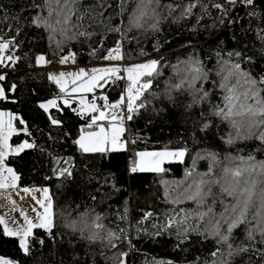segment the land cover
<instances>
[{
    "label": "trees",
    "instance_id": "obj_1",
    "mask_svg": "<svg viewBox=\"0 0 264 264\" xmlns=\"http://www.w3.org/2000/svg\"><path fill=\"white\" fill-rule=\"evenodd\" d=\"M100 2L103 9L97 0H80L75 6L79 10L63 23V16L56 12L49 16L50 7L58 9L55 0H0V37L12 41L6 53L15 59L12 66L0 65V74L6 75L1 84L6 92L16 85L14 92H7L8 99L0 100V111L18 118L14 124L18 132L9 143L17 146L26 140L34 145L17 156H8L6 165L19 177L18 189L49 190L55 223L51 235L39 228L34 230L35 236L45 242L39 244L32 239L29 254L21 251L17 239L4 236L0 230V256L14 264H211L212 260L264 264V237L257 231L253 240L246 239L247 229L254 228L255 221L233 230L229 241L233 249L248 250L233 251L231 256L227 244H218L209 233L212 216L220 217L234 202L221 190L223 183L232 180L225 170L246 167L244 162L249 156L256 163L264 162V141L253 136L228 144V136H235V130L227 120L215 115L227 106L228 93L220 86L223 62L239 64L241 71L257 81L264 78V0L240 6L228 0H160L161 7L155 14L149 10L140 28L131 27L130 19L141 0ZM190 2L197 3L192 14L177 19ZM168 4L175 11L169 13L163 7ZM216 4L222 7H214ZM37 16L47 19L55 31L34 23ZM154 23L156 28L152 27ZM114 28L120 32L112 31ZM79 32L92 35L79 36ZM118 42L123 64L157 60L159 75L141 78L143 83L151 81V87L141 96L146 106L124 122L122 139L129 141L126 148L83 153L75 139L82 128L88 130L91 115L81 114L76 101L64 107L59 101L63 92L50 80L46 64L39 68L35 61L43 55L50 66L55 53L62 51L64 56L72 54L76 67L90 71ZM193 61H199L205 78L190 87L188 70ZM236 79L233 77L231 82L234 84ZM182 81L183 87H171ZM100 83L103 87L95 88L87 99L96 100L102 108V97L107 96V103L117 102L127 82L119 72ZM196 89L208 95L194 104V93L200 94ZM52 99L57 101V107L48 112L40 107ZM53 119L60 123L52 124ZM25 127L26 132L21 130ZM165 149L187 152L179 163L167 162L163 172L131 171L136 153ZM207 154H214L215 161ZM59 158L62 163L58 168L71 167V177L52 173L51 167ZM201 177L209 182L220 181L212 184L213 195L203 205L187 199L177 202V196L192 180ZM246 179L257 182L253 200L258 204L264 175L249 176L245 172L241 181ZM209 206L213 212L201 219L199 213L207 212ZM146 213H151L150 218ZM97 216L101 218V229L94 227ZM94 232L99 233V238L88 239ZM110 232L115 233L111 243ZM217 249V256H211Z\"/></svg>",
    "mask_w": 264,
    "mask_h": 264
},
{
    "label": "snow or ice",
    "instance_id": "obj_2",
    "mask_svg": "<svg viewBox=\"0 0 264 264\" xmlns=\"http://www.w3.org/2000/svg\"><path fill=\"white\" fill-rule=\"evenodd\" d=\"M198 2V0H197ZM230 4H235L236 0H228ZM243 3L251 5L253 0H242ZM80 3V0H55L57 8H49V16H52L53 12H56L58 16H63V23H68L71 19V16L75 14V11L79 9L75 6ZM98 6L103 9L104 5L97 0ZM71 5V7H70ZM197 6L196 2H190L184 6L181 16L177 17L180 19L183 16L191 15L193 9ZM161 7L160 0H141V6L138 7L137 13L132 16L130 19L131 27L140 28L143 27L142 21L145 17L148 16L149 10L154 14L156 8ZM163 7L169 10V13L175 11L173 5H163ZM179 7V5H176ZM216 8H221L222 5H214ZM99 15H103V11L99 12ZM82 18V17H80ZM157 19V23H158ZM34 23L38 26L43 25L44 27L52 29L55 31V28L52 24L48 22L47 19H44L40 16L35 17ZM57 24L61 23L58 19ZM157 23L152 24L153 28H156ZM131 30V28H129ZM112 31L120 32L119 28H114ZM65 35L67 33L65 32ZM77 35L85 36L90 38L91 33L79 32ZM74 38V37H69ZM264 39V37H261ZM12 41H4L0 37V52L6 51ZM94 54V53H93ZM74 55V54H73ZM229 55H232L229 53ZM239 55V53H236ZM12 61L13 57L11 55L0 56V65H4V60ZM69 59L68 55L61 57V63H67ZM106 60H120L123 59L121 55V43L118 42L117 46L109 49L108 55L104 57ZM38 63H47L45 56L40 55L37 57ZM157 60H150L146 63L134 64L125 69L128 73V79L131 81L127 89V96H121L120 99L115 103H107V96L102 97L105 101L104 109L102 110L95 103H88L83 97L81 98L82 113H98V115L91 116V122L87 124V129H92L94 126L97 130L87 131L86 129H81V135L75 143L79 146L80 150L84 153H106L114 152L118 150H123L126 148V145L129 141L122 140L121 137L125 132L124 120L125 114L127 120L133 119V113L138 112L139 109L144 108L145 102L141 100L144 90H147L151 87V81L140 83V77L147 75L149 77L153 74L159 75L157 72L158 67ZM7 67V65H4ZM91 75L81 68L78 72L68 73V76L72 77V83L76 85L72 88V92H92L97 87H103L100 83L101 80H104L105 76L109 74H115L121 71L118 67H104V68H92ZM189 75L191 77L187 82L190 87H194V83L197 80L205 78V73L202 66L199 65V61H193L192 67H190ZM220 73L222 74L223 83L220 85L224 88L228 95L225 97L227 101L226 110L225 108H220L215 112V115L221 116L222 119L227 120L232 128L235 130V136L230 134L227 139L228 144H233L236 139H249L253 136H256L258 139L264 141V119H256L257 116L264 117V78L257 81L250 74L241 71V66L239 64L229 65L228 62H223L221 64ZM65 73H61L59 77L51 76L50 79L54 80L57 84L60 85L61 92H65V86L62 82L65 77ZM237 77L236 82L233 84L231 79ZM6 80L5 74H0V81ZM80 81V83H77ZM184 81L180 84L171 86L172 88H181L183 87ZM16 85L12 84L7 92H14ZM171 88L169 89V93ZM3 87L0 84V100L8 99V95ZM199 95H193V103H199L201 100L205 99L208 95L207 92H202L199 89L195 90ZM169 99H172L169 95ZM127 101V102H125ZM137 101H140L137 104ZM64 104H69V100L65 99ZM41 108L48 110L49 108L57 107V101L55 99L49 100L45 104L40 105ZM191 107V105H189ZM119 110V111H118ZM18 118L13 115L11 112H0V189H6L9 187H16V182L19 177L16 175L14 170L11 167L5 165V158L11 153L22 152L26 148H32L34 145L28 141H23L17 147L13 148L9 144V139L13 134H17L18 130L14 126L13 121ZM100 121H108L109 126L105 127L104 123H99ZM23 123V121H20ZM52 124H59L60 121L53 119ZM205 128L208 127L207 124L204 125ZM246 134H244V130ZM22 131H27L26 127L21 129ZM134 143V141H131ZM187 150H162L156 152H138L136 156L138 160L133 162V167L131 171H155L163 172L165 169L162 167V164L169 159L178 158L180 160L186 155ZM207 158L215 161L214 154H207ZM60 163V161H57ZM64 164H69V161H63ZM246 167H236L234 169H226V173H229L232 177L231 182H225L221 186L223 193H226L228 196L234 198V202L225 208L224 213L220 217L212 216L210 220L209 233L214 238L217 239V243L227 244L229 248L228 255L231 256L233 251H247V248L239 247L233 249L230 239H233V230L240 227L241 225H249L255 221L254 228H248L246 232V239L253 240L255 238L254 233L259 232L262 237H264V189L261 190L259 196L258 204L254 203L253 197L256 195L257 182L255 180H243L244 173L247 172L249 176L252 174L264 175V162L256 163L254 158L249 156L247 161L244 162ZM7 173V175H5ZM56 173L61 176H72L71 167L57 168ZM189 177L193 176V172L189 171ZM220 183V181H206L203 177L198 180L193 179L192 182L185 188L178 196L177 202L181 199L195 200L198 204L203 205L208 196L213 195L212 193V184ZM264 183V181H262ZM24 192H28V188L23 189ZM43 200H37V204L43 209L42 212L33 209L36 212V220L29 218L28 215L21 211V216L23 217V222H19L13 219V224L15 227H9L8 222L5 220L4 216H0V225H3V234L8 237L18 238L19 247L23 250L25 254L30 253L31 240L35 239L37 243L44 244V239L36 237L34 234V229H44L49 235L52 234V229L55 226L54 223V212L51 196L49 195V190L47 188L43 189ZM215 199V197H214ZM13 203H15L13 201ZM213 212L212 207H208L207 212H200L199 216L203 219L206 215H209ZM251 213V216H250ZM147 215H151L148 213ZM100 217L95 218L94 227L96 229L103 228V225L99 223ZM186 219V218H185ZM170 223H175L174 220H170ZM183 223V222H181ZM224 225H227L224 228ZM75 227V224L71 225ZM115 236V233H109V243H111L112 237ZM90 240H95L99 238V233L94 232L92 235L87 237ZM115 246V245H113ZM217 251L211 253V256L216 257ZM123 255H126L123 254ZM0 264H14L11 259H5L0 257ZM121 264H124L121 261ZM211 264H228L227 260H212Z\"/></svg>",
    "mask_w": 264,
    "mask_h": 264
},
{
    "label": "rangeland",
    "instance_id": "obj_3",
    "mask_svg": "<svg viewBox=\"0 0 264 264\" xmlns=\"http://www.w3.org/2000/svg\"><path fill=\"white\" fill-rule=\"evenodd\" d=\"M114 47H116V46H114ZM8 55H10V54L6 53V51L0 52V56L7 57ZM67 55L69 56V59H68L67 63L62 64L60 62L61 61V57H58L57 59L54 60L55 61V66L54 67H52L51 64L49 66V63H41L40 64V63L37 62V60L35 62H36V65L38 67L40 66L39 68L45 67L44 65L46 64V66L48 68V73L47 74L49 75V77H51V76L59 77L61 73H65L66 74L65 77H64V80L62 81L64 83V86H65L66 91L63 92V95L64 96H62L61 99H59L61 101V103L64 105V107H68L69 105H72L73 101H76L78 103L77 110L81 114H83V113L84 114H90L91 116L98 115V113H89V112H83L82 113V106H81V103H80L81 98L83 97L88 103H95L96 104V100L93 99V101L91 102V101H89L87 99L88 98L87 97V94H89V93L92 94L95 89L92 92H85V93H82V92H72V88L75 87L76 85H74L72 83V77L67 75L68 73L78 72L81 68H83L86 72H88L89 75H91V71H87L84 67H81V68L80 67H76V65L73 63V56H72V54L69 53ZM11 56L13 57V60L12 61H8L7 59L4 60V65H7V67L8 66H12L14 64L13 63L14 60H15L14 59V56L13 55H11ZM121 64H123L122 61H121V59L120 60H106V59H104V60L100 61L98 64H96L95 67H93V68H104V67H118V68H120L121 69L120 74H121V76L123 75L122 78L124 79V81L127 82L126 83V87L124 89V93H125V97H126L127 96V89L129 87V85L131 84V81L128 79V73L125 71V69L128 68V67H130V66H132V65H125V64L121 65ZM139 64H141V63H139ZM4 65H1V66L5 67ZM91 69L92 68H90V70ZM110 75H112V74H109V75L105 76L104 79H107L108 76H110ZM145 76H147V75H144V77ZM142 77L143 76L140 77V83L141 84L143 83V82H141V78ZM50 80H52V79H50ZM52 82H54L57 85L56 87L60 89V85L59 84H57L54 80H52ZM77 83H80V81H77ZM0 84H1V81H0ZM65 99H68L69 100V104H64V100ZM47 102H45V103H47ZM45 103H43V104H45ZM99 107L101 108V106H99ZM49 109H52V108H49ZM49 109L46 110V111L48 112ZM101 109L107 111V109H104V103L102 104V108ZM99 123H104L105 127H108L109 126V122L108 121H100ZM95 130H97V129L94 126L92 129H88L87 131H95ZM80 135H81V133L79 134V136L77 137V139H75V141L79 139ZM123 136H124V133H123L121 139L123 138ZM22 142L23 141H21L19 144H21ZM78 148H79V146H78ZM29 149L30 148H26L23 151H27ZM79 150H80V148H79ZM19 153H21V152H19ZM19 153H17V154H19ZM12 156H17V155H12ZM173 159L178 160V158H173ZM179 161H182V160L179 159ZM21 251H23V250H21Z\"/></svg>",
    "mask_w": 264,
    "mask_h": 264
},
{
    "label": "crops",
    "instance_id": "obj_4",
    "mask_svg": "<svg viewBox=\"0 0 264 264\" xmlns=\"http://www.w3.org/2000/svg\"><path fill=\"white\" fill-rule=\"evenodd\" d=\"M0 112H7V111H0ZM13 124H15V120L13 121ZM11 137L9 139V142L11 140ZM17 146H12V147L15 148ZM154 152H156V151H154ZM12 155H17V153L11 152L8 156H12ZM8 156L5 158V165H6V159L8 158ZM136 160H138V157ZM178 161H179V159L175 160L173 158L166 160L162 164V167L167 162L179 163ZM143 172L153 173L155 171H143ZM5 175H7V173H5ZM23 189L24 188L18 189L17 184H16V187H14V188L9 187L6 189H0V216L5 217V220L8 222L9 227H15V225L13 224V219L16 221H19L21 223L23 222V217L21 216V211L25 212L28 215V217L33 219L34 221L36 220V212H34L33 209H36L39 212L43 211V209L40 207V205L37 204V200H43L44 199V195H43V189L44 188L36 187V188L30 189L28 192H24ZM13 201L15 203H13ZM3 227H4L3 225H0V230H1L2 234H3ZM42 230H44V229H42ZM13 238L18 240V238H16V237H13Z\"/></svg>",
    "mask_w": 264,
    "mask_h": 264
},
{
    "label": "built area",
    "instance_id": "obj_5",
    "mask_svg": "<svg viewBox=\"0 0 264 264\" xmlns=\"http://www.w3.org/2000/svg\"><path fill=\"white\" fill-rule=\"evenodd\" d=\"M241 4H245V3H243L242 2V0H236V5L237 6H240ZM64 56V53L62 52V51H58V52H56L55 53V58H54V60L55 59H57L58 57H63ZM54 60H52V63H51V66L52 67H54L55 66V61ZM123 77V75L121 76V78ZM123 96H125V93H123ZM125 102H127V101H125ZM119 111V110H118ZM125 114V120H124V122L126 121V114L127 113H124ZM66 166H64V167H59V168H65ZM59 176V175H58ZM148 213H146V216L148 217V218H150V216L149 215H147Z\"/></svg>",
    "mask_w": 264,
    "mask_h": 264
},
{
    "label": "water",
    "instance_id": "obj_6",
    "mask_svg": "<svg viewBox=\"0 0 264 264\" xmlns=\"http://www.w3.org/2000/svg\"><path fill=\"white\" fill-rule=\"evenodd\" d=\"M58 161H60V163H57V162H56V163L54 164V166L51 167V169H52V173H53L54 175L56 174V169H57L58 166H60L61 163H62V158H59Z\"/></svg>",
    "mask_w": 264,
    "mask_h": 264
}]
</instances>
